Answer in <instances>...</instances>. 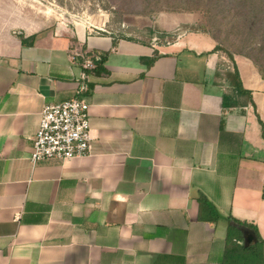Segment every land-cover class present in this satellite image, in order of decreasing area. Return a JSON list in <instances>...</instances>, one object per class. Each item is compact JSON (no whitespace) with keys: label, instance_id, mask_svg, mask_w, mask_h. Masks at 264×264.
<instances>
[{"label":"crops","instance_id":"obj_1","mask_svg":"<svg viewBox=\"0 0 264 264\" xmlns=\"http://www.w3.org/2000/svg\"><path fill=\"white\" fill-rule=\"evenodd\" d=\"M37 2L0 0V264H219L227 216L264 239L253 61L233 54L255 105L223 109L231 63L196 15L161 16L176 38L144 42ZM78 50L104 56L105 72L83 69ZM75 96L89 105L91 152L31 163L42 107ZM200 195L217 219L199 217Z\"/></svg>","mask_w":264,"mask_h":264},{"label":"trees","instance_id":"obj_2","mask_svg":"<svg viewBox=\"0 0 264 264\" xmlns=\"http://www.w3.org/2000/svg\"><path fill=\"white\" fill-rule=\"evenodd\" d=\"M206 3L204 8L212 22V27L218 30L220 25H215L217 16L225 14L222 12H228V14L232 15V19L228 21L232 27L231 29H236L238 35H240L236 50L231 52L222 45V40L215 35L211 28L203 29L216 43L213 51L221 52L231 63L224 74L227 88L222 95V107L223 109H231L248 104L254 106L251 92L242 85L237 67L233 61V54H240L250 58L264 77V0H208ZM181 29L199 31L201 27L198 24L182 25ZM177 34L178 31L162 32V36L165 37L162 42L173 41ZM254 52L257 56L252 54ZM258 54L263 56H258ZM141 60L149 63L152 58H143ZM104 61V56L95 60L94 69L105 72L104 68H102ZM260 124L262 126L261 135L264 138V127L261 121ZM261 195L264 199V184ZM197 201L199 203V217L204 212H212L213 219H217L218 214L215 208L205 196L200 195ZM227 219L233 224L229 223L226 228L224 249L219 264H264V239L258 234L257 228L252 224L238 221L231 216H227ZM240 227H245L252 232L255 240L245 243V237Z\"/></svg>","mask_w":264,"mask_h":264},{"label":"rangeland","instance_id":"obj_3","mask_svg":"<svg viewBox=\"0 0 264 264\" xmlns=\"http://www.w3.org/2000/svg\"><path fill=\"white\" fill-rule=\"evenodd\" d=\"M39 7L55 20L73 18L86 20L98 26L99 33H111L117 37L133 38L139 41L162 42L163 30L159 18L167 14H193L203 29L211 28L222 40V45L233 52L239 44L238 31L228 23L232 15L228 12L217 16L218 30L206 14L204 6L208 0H37ZM35 2V0H23ZM59 6L65 10L57 11ZM195 7H198L195 9ZM40 12V11H39ZM252 54H255L252 53ZM256 55V54H255ZM257 56V55H256ZM258 56H263L258 54ZM264 59V58H263ZM249 241L248 243L252 242ZM264 250V247H263Z\"/></svg>","mask_w":264,"mask_h":264},{"label":"built area","instance_id":"obj_4","mask_svg":"<svg viewBox=\"0 0 264 264\" xmlns=\"http://www.w3.org/2000/svg\"><path fill=\"white\" fill-rule=\"evenodd\" d=\"M85 70L95 68L98 56L88 51H76ZM85 89L79 87L78 92ZM92 135L89 105L79 96L55 104L44 105L40 111L39 125L32 138L31 163L49 160H67L90 153Z\"/></svg>","mask_w":264,"mask_h":264},{"label":"water","instance_id":"obj_5","mask_svg":"<svg viewBox=\"0 0 264 264\" xmlns=\"http://www.w3.org/2000/svg\"><path fill=\"white\" fill-rule=\"evenodd\" d=\"M240 229L242 230L244 237H245V243H248L251 240H255V236L253 235L252 232H250L247 228L245 227H240Z\"/></svg>","mask_w":264,"mask_h":264}]
</instances>
